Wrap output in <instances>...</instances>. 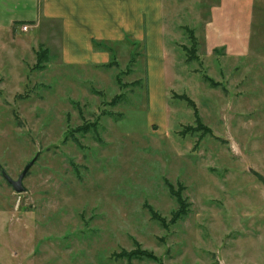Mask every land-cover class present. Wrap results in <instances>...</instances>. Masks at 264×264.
Segmentation results:
<instances>
[{"label": "rangeland", "instance_id": "rangeland-1", "mask_svg": "<svg viewBox=\"0 0 264 264\" xmlns=\"http://www.w3.org/2000/svg\"><path fill=\"white\" fill-rule=\"evenodd\" d=\"M163 1L155 59L127 35L68 63L58 20L0 30V166L39 153L24 192L0 168V264H264V0L241 60L209 44L220 0Z\"/></svg>", "mask_w": 264, "mask_h": 264}, {"label": "crops", "instance_id": "crops-1", "mask_svg": "<svg viewBox=\"0 0 264 264\" xmlns=\"http://www.w3.org/2000/svg\"><path fill=\"white\" fill-rule=\"evenodd\" d=\"M249 5L246 0H220L212 8L209 44L225 46L226 58L241 60L252 52L254 6ZM41 20L61 22L62 56L68 63L106 61L109 52L97 49L94 40L127 35L145 41L152 59L165 51L163 0H0V30L26 33L24 24L33 29Z\"/></svg>", "mask_w": 264, "mask_h": 264}, {"label": "water", "instance_id": "water-1", "mask_svg": "<svg viewBox=\"0 0 264 264\" xmlns=\"http://www.w3.org/2000/svg\"><path fill=\"white\" fill-rule=\"evenodd\" d=\"M39 157V153L31 160L29 161L22 172L19 174L18 178H13L5 169L4 167L0 166L3 177L12 185V187L15 189L16 192L21 193L26 191L27 187L24 184V179L28 175L30 169L35 164ZM254 174L263 182L264 184V175L260 172L254 171Z\"/></svg>", "mask_w": 264, "mask_h": 264}, {"label": "trees", "instance_id": "trees-1", "mask_svg": "<svg viewBox=\"0 0 264 264\" xmlns=\"http://www.w3.org/2000/svg\"><path fill=\"white\" fill-rule=\"evenodd\" d=\"M105 43H106V41H104V40H94V45H95V47L97 49H107L109 51H112V48L109 47V46H107V45H105ZM38 62H39V60H38ZM115 62H116V58L114 56V58H113L112 62L110 63V65L113 64V63H115Z\"/></svg>", "mask_w": 264, "mask_h": 264}, {"label": "built area", "instance_id": "built-area-1", "mask_svg": "<svg viewBox=\"0 0 264 264\" xmlns=\"http://www.w3.org/2000/svg\"><path fill=\"white\" fill-rule=\"evenodd\" d=\"M29 25L28 24H24L23 26H22V30H24V31H27L28 29H29Z\"/></svg>", "mask_w": 264, "mask_h": 264}]
</instances>
